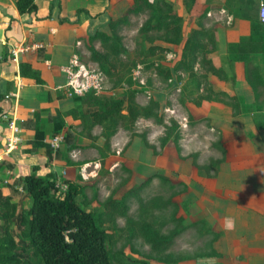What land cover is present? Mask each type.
I'll return each instance as SVG.
<instances>
[{
	"label": "crops",
	"instance_id": "obj_1",
	"mask_svg": "<svg viewBox=\"0 0 264 264\" xmlns=\"http://www.w3.org/2000/svg\"><path fill=\"white\" fill-rule=\"evenodd\" d=\"M16 1L0 0V39L41 46L18 53L16 59L6 46L0 49V107L8 119H14L19 136L11 147V130L0 118L3 196L11 195L8 183L28 173L44 176L51 171L72 178L74 162L79 157L83 164L92 162L83 160V153L102 148L104 136L93 139L94 131L93 136L80 134L82 101L75 96L81 95L73 94L68 86L66 68L78 59L79 48L96 30L105 31L109 22L121 17L133 3L33 0L36 10L21 13ZM167 1L183 18L180 50L196 14L207 8L202 21L205 29H213L214 38V44L207 46L208 53L223 73L206 72L203 76L211 91L209 100L185 101L192 127L184 132L183 154L198 148L202 151L205 137L209 144L215 142L210 157L217 158V169L208 174L198 172L195 164H207V155L201 154L198 161L192 157L181 160L167 147L163 155L158 152L149 158L148 148L137 138L127 145L125 161L138 162L152 175H162L165 165L181 170L187 196L194 197L189 210L191 222L206 224L210 253L200 264H264V128L256 126V121L264 118V107L257 103L248 66L252 62L253 68L262 70L259 80L263 81L259 83L264 85V23L259 19L264 0H196L192 14L183 0ZM20 62L30 63L42 83L22 76ZM199 90L192 92L195 98ZM59 133L64 134V141L59 149H53L49 142Z\"/></svg>",
	"mask_w": 264,
	"mask_h": 264
},
{
	"label": "rangeland",
	"instance_id": "obj_2",
	"mask_svg": "<svg viewBox=\"0 0 264 264\" xmlns=\"http://www.w3.org/2000/svg\"><path fill=\"white\" fill-rule=\"evenodd\" d=\"M148 15V12L129 13L124 20H118L123 17L121 15L111 20L105 31H95L109 36V41L103 42L100 37L90 36L84 47L81 45L79 48V62L88 70H99L104 75L100 91L90 89L80 96L83 99V104H80L83 123L80 134L90 133L93 136L91 134L94 131L96 134L93 139L104 136L105 141L102 148H97V152L85 151L82 156L83 160L100 163L97 173L91 174L90 170L94 166L89 165L88 176L82 177L80 169L84 161L79 157L74 162L76 167L72 178H67L64 173L56 176L57 195L65 191L66 181L84 186L83 193L76 198L77 203L83 209L92 211L98 226L106 231V247L111 264H200L201 259L210 253L206 224L201 220L191 222L189 210L194 197H188V187L181 170H171L168 168L171 165H165L167 169L161 170L160 174L166 178L160 180L151 172L146 173L143 165L138 162H126L125 150L137 138L148 148L149 158L158 152L161 155L163 148L167 147L170 153L176 151L181 160L192 157L198 161L201 154L207 155V164H195L198 172L208 174L217 169V158L210 157L215 142L209 144L205 137L202 151L198 148L188 155L183 154L184 132L192 127L189 126L185 101H195L199 95H211L203 76L209 67L206 60L212 59L206 48L204 59L203 52L197 55L193 70L195 74L187 71V66L178 67L181 56L178 44L163 40L165 36L161 31H139ZM195 23L196 20L190 29ZM115 44L119 47L117 52L111 51V45ZM155 45L167 47V50L149 49ZM91 51L105 56L104 67L110 69L109 74H105L99 62L92 57ZM248 66L251 79L255 82L257 103L262 105L264 85L259 83L263 81L259 80L262 70L253 68L252 62ZM166 69L172 73L171 82L165 75ZM199 83L202 89H198L199 95L195 98L192 92L198 88ZM130 95L134 96L133 103L139 111L134 119H130L124 108ZM108 97L111 100L124 99L120 112L113 113L101 122L92 123L90 111L98 108ZM72 143L71 139L70 145ZM164 156L167 159V153ZM20 178L8 183L11 199L17 205V213L27 211L31 204V198L19 189ZM10 229L13 239L21 241L18 228L12 224ZM14 251L25 255L20 264H42L23 245Z\"/></svg>",
	"mask_w": 264,
	"mask_h": 264
},
{
	"label": "trees",
	"instance_id": "obj_3",
	"mask_svg": "<svg viewBox=\"0 0 264 264\" xmlns=\"http://www.w3.org/2000/svg\"><path fill=\"white\" fill-rule=\"evenodd\" d=\"M187 11L193 13L196 0H183ZM18 10L34 12L36 5L33 0H17ZM148 12V18L139 28L140 32L161 31L165 36L163 40L170 44H180L183 41L182 26L183 18L174 9L173 4L167 0H133L122 14L124 20L129 13ZM207 8L196 14V23L185 38L178 67L187 66L191 73L197 63L199 52H208V44H214L213 29H205L203 17ZM100 37L103 42L111 38L103 33H95L91 38ZM238 46V45H234ZM166 51L167 47L155 45L154 47ZM207 48V49H206ZM206 49V52H205ZM117 44L111 45V51L117 52ZM92 57L99 62L105 74L110 69L104 67L105 56H100L96 51H91ZM209 65L207 72L222 75V69L213 64L210 59L206 60ZM181 70V68L179 69ZM182 71V70H181ZM170 69L165 70L166 77H172ZM20 74L32 79L36 83H42L39 72L28 62H20ZM195 74V72H194ZM199 74V73H198ZM255 89V86H252ZM200 88V83L197 90ZM210 90V89H209ZM1 98V96H0ZM75 98L83 99L80 96ZM105 99V98H104ZM134 96L127 98L124 108L130 119H134L139 111L133 103ZM210 94L199 95L195 102L209 100ZM124 99L103 100L98 108L90 111L94 122H101L113 113L120 112L121 103ZM264 107V103H262ZM261 106V107H262ZM4 112L0 107V117ZM256 126L264 128V118L256 121ZM160 180L166 177L155 174ZM67 186L62 195H57L58 184L56 174L47 172L44 176L35 173L25 174L20 178L21 189L31 198V204L27 211L17 213V205L11 196H3L0 193V264H20L23 252L14 251L23 245L25 250L42 264H111L109 251L106 247L107 233L101 229L92 211L83 209L77 203V196L84 191L74 181H66ZM14 224L21 235V241H15L11 234L10 225Z\"/></svg>",
	"mask_w": 264,
	"mask_h": 264
},
{
	"label": "built area",
	"instance_id": "obj_4",
	"mask_svg": "<svg viewBox=\"0 0 264 264\" xmlns=\"http://www.w3.org/2000/svg\"><path fill=\"white\" fill-rule=\"evenodd\" d=\"M259 19L264 23V5L262 4L259 10ZM6 46L8 52L12 55L13 59L17 58L18 53L27 51L31 48H38L41 45L39 43H35L32 45H28L22 42L12 43L7 40L0 39V49ZM1 52V50H0ZM172 54V53H169ZM168 54V55H169ZM1 57V56H0ZM197 65V64H196ZM67 73L69 74L68 86L71 88L73 94L81 95L86 91L92 89L94 92H98L102 89V80L104 79V75L101 71L90 69L88 70L78 59L74 58L71 66L66 68ZM172 77L169 78L170 82L172 81ZM180 86V84L178 85ZM180 89V88H179ZM0 118L6 120L7 127L11 130V135L8 137V141L13 147L19 141V136L17 135V127L15 125L14 119L11 117L10 119L3 113ZM64 141V134L59 133L55 134L49 144L53 149H59ZM89 165H93L94 168L91 169L92 173H97L96 169L100 167V163L98 161H92L85 164H82L80 169V174L82 177L88 176L89 172L87 168Z\"/></svg>",
	"mask_w": 264,
	"mask_h": 264
}]
</instances>
